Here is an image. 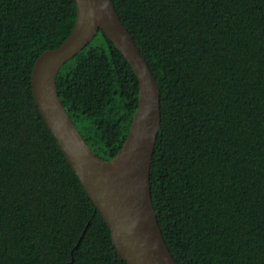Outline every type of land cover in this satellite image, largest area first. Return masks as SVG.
Returning <instances> with one entry per match:
<instances>
[{
	"label": "trees",
	"instance_id": "16d2710c",
	"mask_svg": "<svg viewBox=\"0 0 264 264\" xmlns=\"http://www.w3.org/2000/svg\"><path fill=\"white\" fill-rule=\"evenodd\" d=\"M161 91L151 194L177 264H264V0H112ZM75 0H0V264H127L35 104L37 59ZM92 151L113 160L139 102L100 31L57 78Z\"/></svg>",
	"mask_w": 264,
	"mask_h": 264
},
{
	"label": "water",
	"instance_id": "95a60500",
	"mask_svg": "<svg viewBox=\"0 0 264 264\" xmlns=\"http://www.w3.org/2000/svg\"><path fill=\"white\" fill-rule=\"evenodd\" d=\"M74 29L44 52L31 75L33 98L86 194L108 225L118 258L127 264H177L164 239L151 194V165L161 130V91L112 0H75ZM102 31L131 66L139 102L125 143L111 161L89 147L64 107L57 78L62 67Z\"/></svg>",
	"mask_w": 264,
	"mask_h": 264
}]
</instances>
